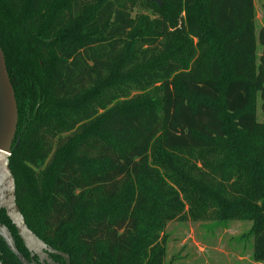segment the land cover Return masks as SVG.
Returning <instances> with one entry per match:
<instances>
[{"label": "trees", "instance_id": "trees-1", "mask_svg": "<svg viewBox=\"0 0 264 264\" xmlns=\"http://www.w3.org/2000/svg\"><path fill=\"white\" fill-rule=\"evenodd\" d=\"M159 1L0 0L16 205L69 264H165L185 221L250 223L264 263V27L253 0Z\"/></svg>", "mask_w": 264, "mask_h": 264}, {"label": "rangeland", "instance_id": "rangeland-1", "mask_svg": "<svg viewBox=\"0 0 264 264\" xmlns=\"http://www.w3.org/2000/svg\"><path fill=\"white\" fill-rule=\"evenodd\" d=\"M139 6L133 15L153 17L150 9ZM256 36L264 27V0H253ZM257 55L261 47L257 45ZM256 120L264 123L260 103H256ZM248 222H171L164 230L165 264H264L251 257Z\"/></svg>", "mask_w": 264, "mask_h": 264}, {"label": "water", "instance_id": "water-1", "mask_svg": "<svg viewBox=\"0 0 264 264\" xmlns=\"http://www.w3.org/2000/svg\"><path fill=\"white\" fill-rule=\"evenodd\" d=\"M160 6L159 0H147ZM17 106L14 92L6 70L5 59L0 48V211H4L24 249L29 254V260L17 250L9 229L0 223V239L6 249L16 258L19 264H54L50 255L60 257L62 264H69L65 253L45 245L30 231L16 205L15 184L9 169V157L17 127ZM34 258L36 261H34Z\"/></svg>", "mask_w": 264, "mask_h": 264}, {"label": "built area", "instance_id": "built-area-1", "mask_svg": "<svg viewBox=\"0 0 264 264\" xmlns=\"http://www.w3.org/2000/svg\"><path fill=\"white\" fill-rule=\"evenodd\" d=\"M0 264H2L1 261H0Z\"/></svg>", "mask_w": 264, "mask_h": 264}]
</instances>
